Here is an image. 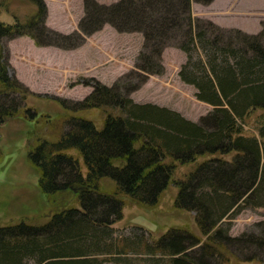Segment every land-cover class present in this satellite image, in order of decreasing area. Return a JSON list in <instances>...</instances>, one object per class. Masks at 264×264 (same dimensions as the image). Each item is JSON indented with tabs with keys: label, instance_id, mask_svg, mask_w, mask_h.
Segmentation results:
<instances>
[{
	"label": "trees",
	"instance_id": "1",
	"mask_svg": "<svg viewBox=\"0 0 264 264\" xmlns=\"http://www.w3.org/2000/svg\"><path fill=\"white\" fill-rule=\"evenodd\" d=\"M33 1L40 11L26 21L0 20V125L37 116L11 98L18 93L25 101L29 90L10 75L2 38L27 35L37 45L72 48L106 23L144 36L131 76L162 74L169 45L185 51L179 75L213 109L194 122L168 107L136 103L118 85L98 84L72 109H101V128L76 115L51 138L30 131L28 159L53 212L44 223L0 225V264H131L122 255L140 250L139 244L116 237L113 225L123 219L127 200L153 208L171 184L175 207L195 212L201 235L170 227L146 241L144 251L168 256L166 264L260 260L264 222L258 233L231 236L222 219L232 210L264 208V28L249 34L193 14V1L213 0H84L80 31L64 34L45 25V2ZM183 167L189 169L178 176ZM156 258L149 264H162Z\"/></svg>",
	"mask_w": 264,
	"mask_h": 264
},
{
	"label": "rangeland",
	"instance_id": "2",
	"mask_svg": "<svg viewBox=\"0 0 264 264\" xmlns=\"http://www.w3.org/2000/svg\"><path fill=\"white\" fill-rule=\"evenodd\" d=\"M43 1L46 4L45 25L48 28L64 34L80 31V20L85 15L84 0ZM97 1L111 4L119 0ZM256 1L250 0L251 3ZM211 3L209 6L193 1V14L211 20V15L207 13L212 12L222 24H232L249 34H257L264 28V7L249 12L248 7H255L249 6L250 3L232 4L228 11L231 8L233 12L224 14L216 11L226 9L227 0ZM39 11L33 0H0V20L5 23L24 22ZM1 45L9 63L10 75L29 90L25 101L18 93L11 98L18 105L31 109V114L36 112L37 116L33 119L35 121L24 117L9 118L0 125V225L20 221L44 223L52 215L50 200L38 185L40 173L28 159L31 148L30 131L35 130L38 135L51 138L52 132L67 130L69 125L66 118L76 115L93 120L101 128L105 119V113L101 109H72L89 96L98 84L108 87L118 85L122 94L136 103L168 107L194 122H200L213 109L211 104L197 98L195 86L181 79L179 72L187 60V54L177 46L165 47V71L162 74L131 76L138 55L144 49V36L141 32H120L106 23L100 30L85 35L82 42L72 48L37 45L27 35L4 37ZM193 57L198 61L197 52H193ZM133 84L134 88L131 86ZM247 130L248 133L254 131L249 126ZM30 141L32 143L31 139ZM80 159L84 166L82 157ZM188 169L189 167L181 168L178 176H182ZM105 184L111 185L109 181ZM176 193L177 188L171 184L159 204L153 208L142 207L127 200L123 219L114 223L113 227L116 237L131 240V247L139 244L137 248L140 250L122 255L131 264H149V260L156 257L162 260V264L168 263V256L149 254L144 251V244L159 238L170 227L187 226L201 235L195 222V212L175 207ZM232 212L233 210L222 219L225 226H229L228 233L231 236L261 231L264 208H246L235 215ZM243 256L247 257L244 253ZM259 259H232L223 264H264V255H260ZM105 264L117 263L107 261Z\"/></svg>",
	"mask_w": 264,
	"mask_h": 264
},
{
	"label": "crops",
	"instance_id": "3",
	"mask_svg": "<svg viewBox=\"0 0 264 264\" xmlns=\"http://www.w3.org/2000/svg\"><path fill=\"white\" fill-rule=\"evenodd\" d=\"M215 2H217V0H213V4L215 3ZM257 2V4L255 5V3ZM256 2H254V3H251L250 2V0H246V1H244V0H227V8L226 9H219V10H217L216 12H221V13H224V14H227V13H231V12H233L232 10H231V5L232 4H234V5H241V4H243V3H245V4H248V3H250V5L249 6H255V7H252V8H249L248 7V9H249V12H254V10H257V9H263V7H264V3H263V0H257ZM211 5H212V3H210ZM210 4H209V6H210ZM229 7H231L230 8V10L228 11V8ZM247 9V10H248ZM208 15H211V17L209 18V19H211L212 21H214L215 23H217L219 26H221V27H223V28H229V27H236V26H233L232 24H222L220 21H218L217 19H215V15L213 14L212 15V12H210V13H207ZM236 28H239V27H236Z\"/></svg>",
	"mask_w": 264,
	"mask_h": 264
}]
</instances>
